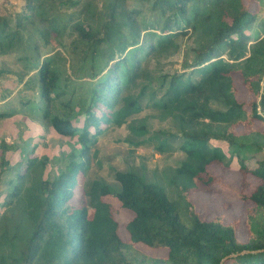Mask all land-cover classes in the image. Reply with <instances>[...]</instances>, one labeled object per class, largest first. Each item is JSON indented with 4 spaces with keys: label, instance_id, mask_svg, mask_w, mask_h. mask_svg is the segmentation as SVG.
Here are the masks:
<instances>
[{
    "label": "trees",
    "instance_id": "trees-1",
    "mask_svg": "<svg viewBox=\"0 0 264 264\" xmlns=\"http://www.w3.org/2000/svg\"><path fill=\"white\" fill-rule=\"evenodd\" d=\"M45 1L26 0L24 11L1 19L0 55L19 53L33 71L25 83L36 85L41 101L20 105L57 133L76 137L80 149L51 178L43 177L46 158L28 156L10 166L1 152L0 177L14 170L15 179L0 196V264H264V160L252 171L246 165L248 153L264 148V16L258 19L264 0H145L147 9L110 0L91 21L88 3L62 17L50 13ZM65 1L52 6L60 12ZM74 18L70 30L84 45L85 77L94 81L84 98L62 101L60 54L50 51L41 59L39 52L52 36L67 33ZM25 32L34 39L27 47ZM180 51L181 71L158 69L161 58ZM152 59L157 67L150 69ZM236 78L254 101H237ZM144 102L167 129L151 132L145 120L131 119ZM13 114L2 112L0 118ZM122 126L130 147L152 145L164 153L175 150L169 141L178 139L184 158L160 178L148 176L143 164L114 171L118 188L85 178L97 136ZM250 136L258 142H246ZM233 161L259 181L242 197L251 203L243 243L236 237L237 224L219 217L202 220L190 199L194 193L210 194L217 183L208 167L223 174ZM108 196L133 213L125 225L127 242L118 235L116 210L104 200ZM137 245L164 250L166 256H146Z\"/></svg>",
    "mask_w": 264,
    "mask_h": 264
},
{
    "label": "rangeland",
    "instance_id": "rangeland-1",
    "mask_svg": "<svg viewBox=\"0 0 264 264\" xmlns=\"http://www.w3.org/2000/svg\"><path fill=\"white\" fill-rule=\"evenodd\" d=\"M56 0H46L49 12L66 17L78 13L80 8L89 4L90 15L87 16L89 21L96 20L100 17L101 12L105 9L110 0H76V6H71L70 1H65L62 8L56 9ZM145 0H123L126 8L137 7L144 4L147 9ZM26 0H0V21L1 19L13 18L15 14L24 11ZM51 5V6H50ZM72 7V8H70ZM259 9L258 19L264 16V3ZM49 13V14H50ZM68 23L67 33L61 37L52 36L49 40V46L40 48V57H45V53L59 52L57 65L61 71L60 87L64 91L63 98L66 100L71 97L79 101L87 94L90 84L94 81L88 76L87 68L83 65L84 45L77 40L75 34L70 30L71 25L78 21ZM77 19V20H76ZM81 20V18H79ZM91 19V20H90ZM258 21V20H257ZM33 37L30 33L25 32L23 43L29 46L33 43ZM182 44L185 41L181 42ZM28 53V52H27ZM19 53L0 55V113L14 112L9 118H0V155L4 151V158L9 161L10 166L23 162L28 156L37 157V159L46 158L43 177L51 178L63 171L69 163L70 155H77L80 144L76 137L64 136L57 133L48 123L41 121L38 115L32 114L28 109L20 105L21 100L41 101L38 96L36 85L25 83L31 75V67L27 61L20 59ZM151 60L150 69L157 67L156 62ZM182 52H176L158 61L159 70L165 72L181 71ZM84 77L77 80L76 76ZM20 76L23 79L20 81ZM237 101L248 104L255 100L254 96L247 92L242 86L240 80H235ZM142 104V109L131 119L145 120L146 127L151 131L164 130L168 128L166 122L159 121L156 117V110L153 107ZM260 113V112H259ZM261 114V113H260ZM257 130L261 131V125L256 124ZM237 131L240 133L241 128ZM128 131L125 126L110 127L102 134L98 135L96 141L90 146L89 160L85 172V178L89 180L102 179L106 183L118 188L115 182L114 171L124 172L132 167H138L143 164L148 176L156 175L161 177L163 170L174 167L184 158V154L177 149L179 140L169 141L175 150L170 152H157L152 145L146 147H130L125 138ZM246 142H258L254 136L245 139ZM3 144L5 149L3 148ZM226 149L225 146H223ZM249 159L246 162L249 171L257 167L258 160H264V148L260 151H252L247 154ZM208 171L217 178V183L212 186L211 193H194L190 197L196 212L202 220L208 221L212 218H221L224 224H237L236 237L241 243L247 239V230L245 228L246 209L251 203L242 197H247L254 190L259 181L250 174L244 175L239 171L238 164L233 161L231 167L223 174L217 166L208 167ZM14 170L4 173L0 177V196H4L14 184ZM82 174L79 173L78 184L74 189L72 202L77 204L76 200L81 194ZM1 198V197H0ZM115 209L114 218L118 223V235L124 242L128 241V233L125 225L129 222L133 213L120 207L119 202L112 196L104 198ZM3 212V211H2ZM90 211L89 215L91 216ZM136 248L146 256L164 258L166 251L151 250L137 245Z\"/></svg>",
    "mask_w": 264,
    "mask_h": 264
}]
</instances>
